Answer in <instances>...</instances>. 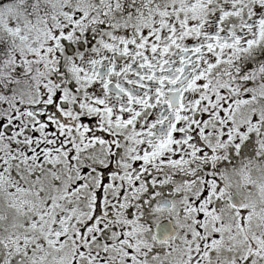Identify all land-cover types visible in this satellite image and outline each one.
Returning <instances> with one entry per match:
<instances>
[{
  "label": "snow or ice",
  "instance_id": "1",
  "mask_svg": "<svg viewBox=\"0 0 264 264\" xmlns=\"http://www.w3.org/2000/svg\"><path fill=\"white\" fill-rule=\"evenodd\" d=\"M0 264H264V0H0Z\"/></svg>",
  "mask_w": 264,
  "mask_h": 264
}]
</instances>
